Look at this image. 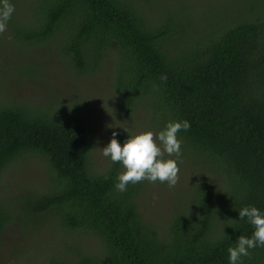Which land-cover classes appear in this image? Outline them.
<instances>
[{"label":"trees","instance_id":"1","mask_svg":"<svg viewBox=\"0 0 264 264\" xmlns=\"http://www.w3.org/2000/svg\"><path fill=\"white\" fill-rule=\"evenodd\" d=\"M170 1L161 8L163 0H36L30 19L8 21L12 43L41 46L52 63L83 75L111 64L125 115L149 104L159 130L187 120L177 133L181 150L205 175L157 223L138 206L150 182L119 192V162L95 167L89 115L97 105L54 109V97L48 104L0 97V181L24 154L42 159L47 179L11 203L0 200V264L23 248V230L38 233L49 222L98 245L51 264H228L226 249L253 231L237 212L249 204L264 210V15L255 12L264 0H234L228 14L210 19L209 32L199 25L201 4ZM11 57L19 75L37 76L31 62ZM14 229L19 249L5 244ZM241 264H264V245Z\"/></svg>","mask_w":264,"mask_h":264},{"label":"rangeland","instance_id":"2","mask_svg":"<svg viewBox=\"0 0 264 264\" xmlns=\"http://www.w3.org/2000/svg\"><path fill=\"white\" fill-rule=\"evenodd\" d=\"M163 1L161 8L174 5L170 0ZM35 2L36 0H14V10L9 21L24 22L30 19L32 16L30 12ZM192 2L201 4L206 11L205 21L199 25L201 29L209 32L215 27L211 26L213 21L210 19L215 21L216 17L221 19L228 14L234 0H192ZM219 2H221V11H219ZM255 12L264 15V3L260 4ZM258 24L263 23L258 22ZM10 26L7 23L6 30L0 32V97L32 104H39V102L48 104L49 97H54L52 99L55 103V105L52 104L55 106L54 109L61 105L66 108L73 107L78 105L77 103L85 107L97 105V109L89 115V130L93 146L92 160L96 168L105 167L108 158L101 154L100 149L107 144L113 131L117 133V140L120 132L124 140L127 135L137 132L159 131V127L150 123L154 113L151 105L144 104L143 107L134 108L131 114L123 113L112 86L114 77L111 64L100 68L96 75L79 74L69 69V66L62 61L60 65L56 62L52 63V52H44L41 46L23 48L12 43V38L9 36ZM11 56L28 61L26 65L31 62L37 76L19 75ZM20 159L6 172L4 171L0 181V200L7 203H11L12 198L21 192L43 188L47 181L42 159L34 155L25 156V154ZM178 169V178L172 187L158 181L142 184L144 192L140 198H137L138 206L142 213L157 223L165 220V217L173 212L178 201H186L187 198L183 197L185 192L205 175L199 160L188 153L184 154L182 150L178 159ZM17 230L14 229L6 234L5 244L19 249L15 238ZM22 235L23 248L19 252H9L2 264H51L53 260H65L72 263L74 253L82 251L94 253L98 249L92 237L64 236L57 226L50 222L42 226L38 233L32 234L23 230Z\"/></svg>","mask_w":264,"mask_h":264},{"label":"clouds","instance_id":"3","mask_svg":"<svg viewBox=\"0 0 264 264\" xmlns=\"http://www.w3.org/2000/svg\"><path fill=\"white\" fill-rule=\"evenodd\" d=\"M13 10L10 0H0V32L6 30ZM189 127L187 120H172L155 133L152 130L137 132L127 135L122 142L116 139L117 133L113 131L107 144L100 150L110 162L121 165L115 190L124 192L129 183L142 180L174 186L178 178L182 142L177 133ZM237 215L238 219H246L253 226V231L249 236L239 235L234 246L226 249L228 264H241V258L249 255V249L264 245V210L249 204L242 206Z\"/></svg>","mask_w":264,"mask_h":264}]
</instances>
